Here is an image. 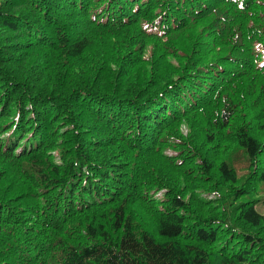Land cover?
<instances>
[{
    "label": "trees",
    "instance_id": "1",
    "mask_svg": "<svg viewBox=\"0 0 264 264\" xmlns=\"http://www.w3.org/2000/svg\"><path fill=\"white\" fill-rule=\"evenodd\" d=\"M264 0H0V264H264Z\"/></svg>",
    "mask_w": 264,
    "mask_h": 264
},
{
    "label": "rangeland",
    "instance_id": "2",
    "mask_svg": "<svg viewBox=\"0 0 264 264\" xmlns=\"http://www.w3.org/2000/svg\"><path fill=\"white\" fill-rule=\"evenodd\" d=\"M259 209H260V210H264L263 205H260V206H259Z\"/></svg>",
    "mask_w": 264,
    "mask_h": 264
}]
</instances>
